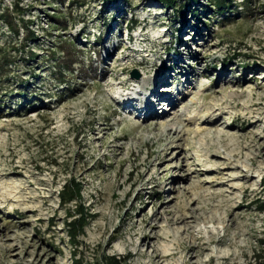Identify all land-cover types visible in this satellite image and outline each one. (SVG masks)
<instances>
[{
  "label": "rangeland",
  "instance_id": "1",
  "mask_svg": "<svg viewBox=\"0 0 264 264\" xmlns=\"http://www.w3.org/2000/svg\"><path fill=\"white\" fill-rule=\"evenodd\" d=\"M61 1L0 0V15L18 4L36 35L15 36L0 17V59L10 60L0 63V264H256L264 154L237 142L264 145V108L248 107L264 105V0H236L229 21L207 0L201 20L195 6L183 20L157 0ZM155 81L176 102L158 117L114 100ZM231 95L242 108L221 106ZM220 107L223 118L201 124ZM236 115L259 122L228 129ZM71 180L81 198L66 201ZM80 208L86 225L73 240ZM152 224L161 239L138 247ZM151 246L175 255L159 262Z\"/></svg>",
  "mask_w": 264,
  "mask_h": 264
},
{
  "label": "bare ground",
  "instance_id": "2",
  "mask_svg": "<svg viewBox=\"0 0 264 264\" xmlns=\"http://www.w3.org/2000/svg\"><path fill=\"white\" fill-rule=\"evenodd\" d=\"M264 33V32H263ZM260 51H263L264 52V45L261 47ZM223 80V79H222ZM130 81L126 82L125 83V86L129 83ZM159 83V81H155V84L152 85V87H149L148 84H145L144 85V93H141L139 95H137L136 98L134 97H125V99L127 100H124L123 102V105H124V110L125 111H128L130 109L134 110V111H138V117L143 115V114H146L147 116H157L158 117V109L161 107V109H163V107L161 106L162 104H168L170 105L171 107H173L175 105L174 101L172 100V98H169V99H166L164 96H161L160 94H157L155 91H154V87L156 86V84ZM124 85V84H123ZM242 87V86H240ZM257 89H261V87H258ZM217 93H219V91H213L212 93H209V94H213V95H216ZM243 93H241L242 95ZM227 97V96H226ZM135 99V100H134ZM230 99L231 101H223L221 103V106L222 105H229L231 106L232 108H236V109H239V108H242V105L239 101H237L234 96H230ZM133 100L136 101L137 103V106H133ZM122 107V106H121ZM248 107L250 109H254V108H258V107H263L264 108V105H262L260 102H251ZM120 108V107H119ZM167 109V108H166ZM215 108H207V111H206V116L207 118H205L203 121H201V124H204V126L206 125H211L212 122H214L215 118L216 117H221L223 118V114L224 112L221 111V107L217 110H214ZM171 110V109H170ZM236 121H240L241 123H243L246 128H253L257 125V122H259V120H253L251 119L250 117H248L247 115H236L234 117V119L232 120L231 123H229L228 125V129H233L234 128V124ZM134 124V123H133ZM161 124V123H160ZM162 125V124H161ZM135 128V126H133ZM199 133H202L204 132L202 129H198ZM121 137H124V136H121ZM229 137L232 138V136H229V135H223L221 136V142L224 144V147L226 150H230L231 149V145L228 143L227 140H229ZM118 139V138H117ZM263 141V140H262ZM243 141L242 143L240 142H237V146L240 147V149H251L253 147L257 148L258 150V153H257V157H261L263 156L264 152H263V148H264V145L262 144L261 142V138L260 136H254L251 143L248 144V145H245L243 146ZM218 156H220L218 154V152H215L214 155H212L211 158H214V159H218ZM239 155L237 154H233V158H237ZM137 168L139 167V165L136 166ZM230 167L226 166L224 168L225 169H229ZM220 170V167H219V164H216V172H218V174H223V171H219ZM245 174H247V176H249V171H246ZM252 178V176H251ZM180 180H182L180 178ZM141 194L142 193H139L138 194V198L141 197ZM137 198V199H138ZM188 210V209H187ZM185 211V210H184ZM183 211V212H184ZM182 215V214H181ZM174 220H171L169 221V223H172ZM176 221H181V222H185L187 221V217L186 215L180 217L178 220ZM159 229V226L158 224H152L150 227H149V230H150V234H146L144 236L141 237V242L140 244L138 245L141 246V245H147V246H150L152 241L153 240H159L161 239V237L157 234V230ZM198 241L200 242H203L202 238H199L197 239ZM212 242V241H210ZM202 246H205L204 244ZM151 248L153 249V253H154V258L158 259L159 262L162 261L163 259H166L167 257L169 256H174L175 253H172L170 255H161L153 246H151ZM201 249H203L201 247V245H194L191 247V251L193 254H197L201 251Z\"/></svg>",
  "mask_w": 264,
  "mask_h": 264
},
{
  "label": "trees",
  "instance_id": "3",
  "mask_svg": "<svg viewBox=\"0 0 264 264\" xmlns=\"http://www.w3.org/2000/svg\"><path fill=\"white\" fill-rule=\"evenodd\" d=\"M66 0H62L61 2H65ZM104 2H113L115 0H103ZM160 4L164 5L165 8L167 9H174L176 8L178 11V14L182 17L183 20L186 19L187 17V10L186 7L190 8V6H192L194 8L193 9V17L195 19H198L199 17L197 16V12L198 9L196 8V6H201L204 7L202 5V1L203 0H157ZM236 0H207L206 2V7H210V9H214V13L216 14L217 17H222V21L224 19L226 20H230L229 17L233 16V4ZM246 2V4L250 3V0H244ZM202 8L200 10V12H207L209 11L208 8ZM206 9V11H205ZM23 9L20 8L18 6V4H16L13 9H9L7 8L5 10V12L3 14L0 15V17L5 21L9 31L11 33H13L15 36H19V33L21 32V30H25L27 32V37L26 40L30 41V40H35L36 35L35 32L33 30L30 29L29 23L30 21H26L23 19L22 17V13ZM62 16H57L55 19L56 21H60L59 19ZM201 20V17L199 18ZM186 22V21H185ZM20 47V48H19ZM17 48V46L15 47H11V49L16 50V51H24V47L19 46ZM236 56V55H235ZM238 56V55H237ZM30 58H34V56H31ZM9 59L5 56H3L0 59V63L2 62L3 64H7V62L9 63ZM8 66V65H7ZM0 68L1 65H0ZM3 73H5V71L3 70ZM72 188H68L67 190L65 189L64 192H62V196L63 199L65 198L66 201H71L73 199V196L77 198H81L80 197V193H81V185L79 183H76L74 180L70 181ZM63 202V201H62ZM65 203V202H63ZM262 209L264 211V201H263V206ZM80 213H81V217L79 219H77L75 222H71L69 223V233L71 235V239L75 240L77 237V234L79 232H82L84 229V226L86 225V214L84 215L82 208H80ZM114 258H110L107 259L106 261H109L112 263V260ZM255 262L256 264H264V238L262 240L259 241V249L257 250V253L255 254ZM118 262L115 261V263L112 264H117ZM73 264H82V262H80V260H74Z\"/></svg>",
  "mask_w": 264,
  "mask_h": 264
},
{
  "label": "water",
  "instance_id": "4",
  "mask_svg": "<svg viewBox=\"0 0 264 264\" xmlns=\"http://www.w3.org/2000/svg\"><path fill=\"white\" fill-rule=\"evenodd\" d=\"M134 76L136 77V75L134 74Z\"/></svg>",
  "mask_w": 264,
  "mask_h": 264
}]
</instances>
